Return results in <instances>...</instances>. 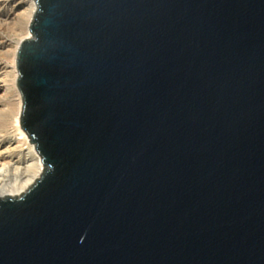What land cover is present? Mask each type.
<instances>
[{"label": "water", "instance_id": "1", "mask_svg": "<svg viewBox=\"0 0 264 264\" xmlns=\"http://www.w3.org/2000/svg\"><path fill=\"white\" fill-rule=\"evenodd\" d=\"M35 2L0 264H264V0Z\"/></svg>", "mask_w": 264, "mask_h": 264}, {"label": "bare ground", "instance_id": "2", "mask_svg": "<svg viewBox=\"0 0 264 264\" xmlns=\"http://www.w3.org/2000/svg\"><path fill=\"white\" fill-rule=\"evenodd\" d=\"M12 2L13 5L8 11L2 12L0 7V18L3 23L25 20L27 32L15 47L13 64L9 68L11 70L4 74L5 69L4 73L2 72L4 75L0 76V98H6L9 105L12 104L13 106H10L14 107H11L10 117L0 113V124L3 126L0 128V197L21 194L40 177L44 168L35 144L31 143L29 136L21 127L23 99L18 87L19 72L16 62L21 42L32 36L30 24L37 10V4L35 0H12Z\"/></svg>", "mask_w": 264, "mask_h": 264}, {"label": "rangeland", "instance_id": "3", "mask_svg": "<svg viewBox=\"0 0 264 264\" xmlns=\"http://www.w3.org/2000/svg\"><path fill=\"white\" fill-rule=\"evenodd\" d=\"M0 3H1L0 7L2 12L8 11L13 5L12 0H9L7 2L2 0L0 1ZM0 23H1L0 24V43H1L0 44V76H2L4 72H5L4 74H6L9 73V71L11 70L9 68L13 64L15 47L17 46L18 42L23 38V36L26 35L27 26L25 20L3 23V21L0 18ZM8 78H10V76H8ZM1 98H0V111H1L0 113H2L1 115L3 116L7 117V115H9L10 117L11 115L10 110L14 107H12L13 106L12 104H10L12 106L9 105V102L6 98L4 97L2 99ZM0 128H3V126L1 125Z\"/></svg>", "mask_w": 264, "mask_h": 264}]
</instances>
